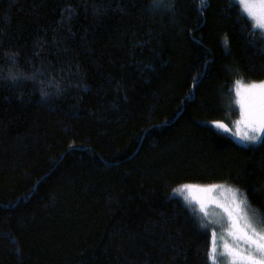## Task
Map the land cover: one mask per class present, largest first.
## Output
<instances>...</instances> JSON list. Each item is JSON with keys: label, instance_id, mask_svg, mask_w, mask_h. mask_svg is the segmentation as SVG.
<instances>
[{"label": "trees", "instance_id": "obj_1", "mask_svg": "<svg viewBox=\"0 0 264 264\" xmlns=\"http://www.w3.org/2000/svg\"><path fill=\"white\" fill-rule=\"evenodd\" d=\"M199 7L0 0V264H210L185 184L264 216V141L213 124L264 80V37L231 0Z\"/></svg>", "mask_w": 264, "mask_h": 264}, {"label": "snow or ice", "instance_id": "obj_2", "mask_svg": "<svg viewBox=\"0 0 264 264\" xmlns=\"http://www.w3.org/2000/svg\"><path fill=\"white\" fill-rule=\"evenodd\" d=\"M231 2L241 7L240 16L250 22L252 29H259V35L264 37V0H231ZM206 7L207 0H200L198 11L203 12ZM255 34V32L250 33V35ZM224 43L227 45V39ZM235 84L238 97L235 102L240 105V119L235 121L237 130L232 134L238 137L240 142L261 143L264 141V81L242 85V81L237 80ZM241 86L246 90L243 98H239ZM213 124L218 129L231 132V129L222 122H213ZM241 125L243 130L240 128ZM194 187L208 192L226 188L223 184L207 186L185 184L181 185L180 189L190 190ZM226 190L233 197L230 205L219 203L213 198H209L206 202L197 201L199 213H202L208 221L207 224L201 221L200 226L208 228L211 225H220L222 228L219 233L221 246L217 245V231L215 229L212 231L211 245L206 254L207 260L210 264H264V216L260 215L258 210H251L249 214L247 197L240 189L228 186ZM212 204L222 209L223 215L209 213L208 207ZM192 211L196 213L195 208ZM225 233L231 238L232 243L226 239Z\"/></svg>", "mask_w": 264, "mask_h": 264}, {"label": "rangeland", "instance_id": "obj_3", "mask_svg": "<svg viewBox=\"0 0 264 264\" xmlns=\"http://www.w3.org/2000/svg\"><path fill=\"white\" fill-rule=\"evenodd\" d=\"M240 81H242V85H247V84H250L252 82H260V81L246 82V81H243V80H240ZM261 81H264V80H261ZM234 90H235V93H236V84L235 83H234ZM240 92H241V97H239V98H243L245 96V94H246V90H245V88L243 86L240 87ZM238 119H240V116L236 120H238ZM235 121L232 124H228V123L223 122V121H217V122H222V123L226 124L231 129V132H227V133L235 141H237V142H239L241 144H244V145L251 144L250 142H240L238 137L233 136L232 133H234L237 130V128L235 126ZM240 128H241V130H243V125H241ZM251 145H253V144H251ZM225 186H226V188L228 187L227 185H225ZM226 188L225 189H213L211 192H208V191H203L202 188H195L194 187V188H192L190 190L187 189L183 193V195H184L186 201L189 204L193 205L194 208L199 211V204L197 203V201L206 202L209 198H213L216 201H218L219 203L229 204L230 205L233 197H232L231 193L227 192ZM251 209L252 208L249 207V209H248L249 214H251ZM208 211H209V213L215 212V213H220L221 215H223L222 209L216 207L215 204L210 205L208 207ZM202 218H204L203 214H202ZM213 218H215V217H213ZM205 221H206V223H208L207 219H205ZM225 222H226V217H225ZM210 228H211V239H212V231L215 229L217 231V234H218L217 235V245L221 246L222 245V241L219 240V233L222 231L221 226L220 225H211ZM224 235H225L226 239L229 240V243H232L231 238L227 237L226 233ZM221 250H222V248H221Z\"/></svg>", "mask_w": 264, "mask_h": 264}]
</instances>
